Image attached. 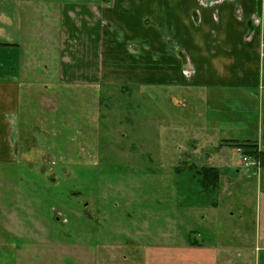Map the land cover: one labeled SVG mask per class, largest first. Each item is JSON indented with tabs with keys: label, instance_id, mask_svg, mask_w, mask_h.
Masks as SVG:
<instances>
[{
	"label": "rangeland",
	"instance_id": "374dc122",
	"mask_svg": "<svg viewBox=\"0 0 264 264\" xmlns=\"http://www.w3.org/2000/svg\"><path fill=\"white\" fill-rule=\"evenodd\" d=\"M32 44L16 152L0 162V264H213V249L217 264H264L253 173L200 135L205 117L180 90L63 84L59 49ZM208 166L224 173L204 194Z\"/></svg>",
	"mask_w": 264,
	"mask_h": 264
},
{
	"label": "crops",
	"instance_id": "0c3cea01",
	"mask_svg": "<svg viewBox=\"0 0 264 264\" xmlns=\"http://www.w3.org/2000/svg\"><path fill=\"white\" fill-rule=\"evenodd\" d=\"M37 38L48 41L52 59L59 49L63 84L173 87L201 110L200 135L220 138L221 150L255 145L262 168L243 181L256 185L254 243H264V0H0V162L16 152L23 50ZM210 252L217 264L219 251Z\"/></svg>",
	"mask_w": 264,
	"mask_h": 264
},
{
	"label": "trees",
	"instance_id": "16d2710c",
	"mask_svg": "<svg viewBox=\"0 0 264 264\" xmlns=\"http://www.w3.org/2000/svg\"><path fill=\"white\" fill-rule=\"evenodd\" d=\"M235 147H242L244 151L248 154L254 155L256 157L260 156V152L256 150V146L252 143H234ZM232 145V144H231ZM261 157V156H260ZM199 175L203 176L201 179V185H206L208 182L211 183L210 187H216L220 180V172L214 167H203Z\"/></svg>",
	"mask_w": 264,
	"mask_h": 264
},
{
	"label": "built area",
	"instance_id": "2783aa9c",
	"mask_svg": "<svg viewBox=\"0 0 264 264\" xmlns=\"http://www.w3.org/2000/svg\"><path fill=\"white\" fill-rule=\"evenodd\" d=\"M237 153L240 155L242 166L248 171L257 173L262 168V160L261 157H256L254 155L248 154L244 151L242 147L236 148ZM263 247L258 248V250H264V243L262 244Z\"/></svg>",
	"mask_w": 264,
	"mask_h": 264
}]
</instances>
